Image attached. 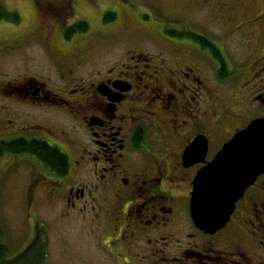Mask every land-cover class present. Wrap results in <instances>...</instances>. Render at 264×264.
Listing matches in <instances>:
<instances>
[{
	"label": "rangeland",
	"instance_id": "374dc122",
	"mask_svg": "<svg viewBox=\"0 0 264 264\" xmlns=\"http://www.w3.org/2000/svg\"><path fill=\"white\" fill-rule=\"evenodd\" d=\"M207 1L80 0L75 11L66 13L67 19L63 27L69 23L72 25L82 17L89 22V30L74 35V40L62 46V50L71 54L77 46H85L90 41L92 52L79 65L78 75L79 78L84 77L83 80H89L92 74L95 75L92 78H96L94 70H101L99 73H104L109 66H115L116 71L122 70L129 74L131 71L134 73L148 70L158 78L166 73L163 69L169 66L174 68L178 77L184 78L179 71L184 63H189L185 70L188 71L191 65L194 70H200L198 73L205 85L189 80L190 89L186 96L185 93L179 95L180 98L182 96L188 98L190 94L194 96V93H191L192 87L200 97L197 108L190 105L186 107L185 113L189 112L192 118L184 115L180 121H185V125L182 128L178 127L177 131L193 130L195 120L202 111L207 117L205 120L210 117L212 121L219 118V124L224 122L217 131L225 132L231 126L241 124L237 115L248 111L249 106L241 102V97L244 98L248 89L252 88V84L246 80L247 77H251L249 65L264 54V22L255 23L257 29L253 30L257 31L256 35H253L255 32L247 30L248 23L241 26L239 24L264 10V0ZM0 2L21 14V22L18 24L0 20V81L5 83L22 79L23 76L48 80L45 79L47 76L42 75H48L49 72L52 73L50 79H53L55 75L51 69L52 64L48 61V52L41 44L47 36L44 30L52 25L49 22H53L56 28H59L58 22L54 19H44L47 10L40 0ZM218 2L226 3L224 8L229 7V11L219 9L221 4ZM232 7L239 9L235 12V15L239 16L235 18V15L228 14L231 18L228 24L225 19L218 23L221 15L233 12L230 11ZM107 11L116 12L114 20L108 23L103 20ZM183 29L200 33L206 31L214 38L224 41L226 53L237 67L236 72L232 75L227 74L223 79L217 63L191 44V40L169 33L172 30ZM15 39L21 41L20 50L5 52L1 44H10ZM146 64H150L148 69L145 68ZM180 98H177V101ZM215 98L217 100L211 102ZM20 101L18 97L10 98L0 92V122L4 121L3 125L0 124V133L7 130L4 129L7 125L8 129H15V125L18 127L15 123L12 125L7 123L13 117L10 112L18 107H21L17 111L22 113L21 118L25 119V122H29L30 117L37 121L55 117L56 122L62 121L68 125L70 123L68 107L40 111L31 108L34 105L31 102L19 106ZM154 106L155 103L153 110ZM154 116L152 119L155 123L152 124L151 121L148 125L150 144L156 148L155 146L162 145L159 135L163 133L160 126H164L165 116L158 113ZM172 135L169 146H177L178 141L173 129ZM0 139L6 137L0 136ZM37 162V158L28 153L0 154V225L5 231L6 243L15 255L24 252L33 244L35 224L38 222L45 224L47 230L44 232V227L38 226L34 242L45 244L48 241L50 252L47 253L49 257L46 258L45 264H235L236 260H240L238 256L233 260L225 253L232 247L230 244L232 237L234 236L233 245H241L240 243L249 245L252 242L246 228L249 226L246 220L250 214L244 212L249 211L248 208L242 211V220L245 218L244 223L248 225L233 224L215 237L205 236L200 232L193 221L186 197L179 196L184 194L187 196L189 191L186 183L181 182L182 187L177 192L179 198L178 203L174 205L175 213L171 223L155 226L152 228L155 233L148 237L153 238L152 241L144 238L136 249L128 251L125 242L113 238L115 230L104 217L108 206L116 200L112 194L100 188L94 197L96 209L92 210L91 206H88L84 211H79L78 224L74 217L64 218L61 215V205L48 204L42 199L47 181L43 180L34 167ZM33 208H36L39 217L32 212ZM194 233H199V236H190ZM263 245L264 243H260V246ZM189 249L202 250L204 253L207 252V256L201 259L194 258L186 253ZM256 250L259 253L251 255L250 264H264V247ZM123 254L128 255L129 260Z\"/></svg>",
	"mask_w": 264,
	"mask_h": 264
},
{
	"label": "flooded vegetation",
	"instance_id": "af4514ba",
	"mask_svg": "<svg viewBox=\"0 0 264 264\" xmlns=\"http://www.w3.org/2000/svg\"><path fill=\"white\" fill-rule=\"evenodd\" d=\"M40 1L47 10L44 19H54L59 24V28H56L53 22H49L52 25L44 30L47 36L41 44L48 52V61L52 64L51 69L55 76L50 79L52 73L49 72L48 75H42L47 76L45 79L48 80L23 76L22 79L5 83L0 81V92L10 98L18 97L21 100L19 106L31 102L34 104L31 108L35 110L68 107L70 123L68 125L62 121L56 122L55 117L40 121L30 117L29 122H25L26 120L21 118L22 113L17 111L21 107H18L10 112L13 117L7 121L8 124L15 123L18 127L16 125L15 129H8V125L4 127L7 130L0 133V136L6 139L0 141L25 137L41 139L49 145L57 146L67 160V169L64 173L44 166L38 158L39 163L34 164L43 180L47 181L42 199L48 204L61 205V215L64 218L74 217L79 224V211H84L88 206H91L92 210L96 209L95 194L100 188L105 189L116 199L108 206L107 214L104 216L109 226L112 224V229L115 230L113 238L121 239L127 244L126 250L133 251L144 238L153 240L148 238L155 233L152 228L171 223L175 213L174 205L178 203L179 198L177 192L182 187L181 182L186 183L189 191L187 196L185 194L179 196L186 197V203L190 204L193 183L199 170L211 162L224 144L248 127L252 121L264 119V54L249 65L251 77H247L246 80L252 84V88L248 89L244 98L241 97V102L249 106L247 112L237 115L241 124L233 125L225 132L217 131L224 122L219 124V118L212 121L210 117L205 120L207 117L201 111L195 120L193 130L178 132V127L182 128L185 125V121H180L183 116L192 118L189 112L185 113L186 107L190 105L197 108L199 105L200 96L196 95L192 87L191 93H194V96L192 94L188 98L185 96L190 89L189 80L205 85L198 73L200 70H194L191 65L186 71L185 68L190 64L184 63L179 71L183 78L178 77L174 68L168 66L167 69H163L166 73L158 78L148 70L134 73L131 71L129 74L122 70L118 72L115 66H109L104 73H99L101 70H94L96 78H92L95 77L92 74L90 76L92 80H83L84 77L79 78L78 75L79 65L92 52L90 41L85 46H77L71 54L62 50V46L68 45L75 38L67 37L70 23L63 27L67 19L66 13L75 11L80 0ZM222 2H218L221 4L219 9L225 7L226 3ZM232 8L230 11L233 12L224 13L217 22L221 23L225 19L228 24L231 21L229 15H235L239 10L237 7ZM224 9L229 11V7ZM238 16L239 14H236L234 17ZM80 21H84L82 17H79ZM260 22H264V10L250 17L248 21L241 22L239 26L248 23L247 30L255 32L250 34L256 35L255 23ZM192 32L213 39L227 55L224 41L214 38L206 31ZM190 43L204 52L210 60H214L219 68L222 67L220 59L215 57L210 48H203L193 40ZM1 46L5 52H14L20 50L21 41L15 39L10 44ZM149 67L150 64L145 65V68ZM201 89L203 90L202 86ZM184 93L185 96L180 98L179 95ZM177 98L180 99L177 101ZM216 100L217 98L211 102ZM156 113L163 114L165 118L164 126H160L163 132L159 135L162 145L153 148L149 141L148 122L155 123L152 118ZM0 124L3 125L4 121ZM172 129L178 141L177 146H169V139L173 136ZM197 139H205L207 146L199 147L197 153L187 157L188 148ZM247 208L249 211H244ZM242 211L250 214L247 220L245 218L242 220ZM32 212L38 215L36 208H33ZM245 220L249 222L246 228L253 243L233 245L234 236L232 237L230 241L232 247L225 253L233 260L238 256L240 260H236L235 264L241 262L250 264L251 255L258 254L259 251L256 249L264 247L260 246V243H264V173L260 174L255 183L245 191L244 196L236 204L230 221L223 229L214 234L198 229L205 236L215 237L233 224L244 226L247 224L244 223ZM40 225L44 227V232H47L45 224L39 222L35 224L33 244L37 227ZM193 235L199 236V233L190 234ZM45 245L48 258L47 253L50 252L48 241ZM186 253L197 259L207 256V252L197 249H189ZM123 255L129 260L128 255Z\"/></svg>",
	"mask_w": 264,
	"mask_h": 264
},
{
	"label": "water",
	"instance_id": "95a60500",
	"mask_svg": "<svg viewBox=\"0 0 264 264\" xmlns=\"http://www.w3.org/2000/svg\"><path fill=\"white\" fill-rule=\"evenodd\" d=\"M207 146L205 139L190 145L187 157ZM264 173V119H256L225 143L194 180L190 210L195 225L214 234L230 221L245 191Z\"/></svg>",
	"mask_w": 264,
	"mask_h": 264
},
{
	"label": "trees",
	"instance_id": "16d2710c",
	"mask_svg": "<svg viewBox=\"0 0 264 264\" xmlns=\"http://www.w3.org/2000/svg\"><path fill=\"white\" fill-rule=\"evenodd\" d=\"M116 12L107 11L104 14L103 20L108 23L114 20ZM0 20H6L13 23L21 22V14L18 11H12L0 2ZM89 30L88 21H76L67 30V37L71 38L80 32H87ZM169 31V30H168ZM170 34L181 38H187L199 43L203 48H210L211 52L218 57L222 63L221 77L224 79L227 74L236 72L237 67L233 64L228 56L221 49L220 45L213 39L203 35H199L192 31L172 30ZM5 152L11 153H28L38 158L44 166L49 167L58 173H64L67 169V160L63 153L60 152L57 146L49 145L46 141L41 139H28L25 137H18L12 141H0V154ZM46 245L43 243L31 244L27 250L20 254H14L10 246L5 240V231L0 225V264H45Z\"/></svg>",
	"mask_w": 264,
	"mask_h": 264
}]
</instances>
